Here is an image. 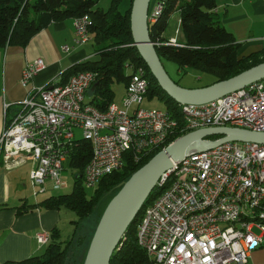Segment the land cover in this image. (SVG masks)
Instances as JSON below:
<instances>
[{
    "label": "built area",
    "instance_id": "2783aa9c",
    "mask_svg": "<svg viewBox=\"0 0 264 264\" xmlns=\"http://www.w3.org/2000/svg\"><path fill=\"white\" fill-rule=\"evenodd\" d=\"M161 10L163 2H155L148 24L157 21ZM88 26L87 16L73 18L75 45L91 42ZM154 45L179 44L171 38ZM61 50L67 53L69 47ZM44 66L42 59L27 63L20 84L25 86ZM126 69L130 76L122 107L111 102L99 111L87 104L95 75L82 72L63 85L33 90L11 118L4 112L0 158L32 160L34 194L47 192L46 182L61 188L64 164L81 140L91 145L81 182L93 190L100 179L122 169L126 155L138 159L165 148L178 131L238 127L264 133V79L207 104L179 105L176 118L167 110L142 108L144 69L132 64ZM172 165L156 185L163 188L161 194L144 209L135 230L146 264L246 263L251 251L264 245V144L225 142ZM35 238L40 246L50 241L48 232Z\"/></svg>",
    "mask_w": 264,
    "mask_h": 264
},
{
    "label": "trees",
    "instance_id": "16d2710c",
    "mask_svg": "<svg viewBox=\"0 0 264 264\" xmlns=\"http://www.w3.org/2000/svg\"><path fill=\"white\" fill-rule=\"evenodd\" d=\"M108 10L97 7V0H0V48L6 45L25 47L28 41L50 23L87 16L90 20L89 34L93 51L97 59H87L70 66L60 76L56 85H63L74 75L91 72L95 75L94 91L88 90L90 96L87 104L99 111H104L113 102L111 91L114 83H121L124 89L130 76L126 65L141 66L147 80L145 99H157L170 114L179 118V104L172 100L154 79L143 60L139 57L130 33L128 9L120 13V0H110ZM156 0H151L149 11ZM214 0H164L163 10L155 23L149 25V38L153 43L166 42L162 37L167 28L170 15L179 11L182 42L177 46L155 45L156 53L162 61L173 62L178 72L194 69L200 74L212 75L211 84L228 79L257 64L264 63V50L252 53L247 57L240 56V45L237 44L228 31L216 22L213 13ZM149 11L148 14H149ZM163 65V63H162ZM180 86L179 82L174 81ZM210 84V85H211ZM208 86V85H206ZM123 89V90H124ZM190 131H178L166 143L186 135ZM211 139H216L212 137ZM68 156L66 163L76 171L73 188L69 194L50 195L38 206L42 209L72 212L75 219L70 221L73 231L69 239L60 241L57 228L48 234L50 241L44 247L41 255L32 256L18 262L5 264H83L98 219L105 205L116 194V186L126 181L140 166L146 164L163 147L143 153L138 159L126 155L121 170L113 172L100 179L91 193L82 184L83 168L90 159L91 145L87 141L77 142ZM163 188L155 187L138 212V215L128 226L116 250L110 257L109 264H146L145 252L136 244V229L144 209L150 205L162 192ZM111 192L110 195L106 193ZM21 213V211H19ZM96 213L97 223L91 235H86L85 222Z\"/></svg>",
    "mask_w": 264,
    "mask_h": 264
},
{
    "label": "crops",
    "instance_id": "0c3cea01",
    "mask_svg": "<svg viewBox=\"0 0 264 264\" xmlns=\"http://www.w3.org/2000/svg\"><path fill=\"white\" fill-rule=\"evenodd\" d=\"M97 1L98 6L101 0ZM214 2L216 22L232 34L235 42L240 45V56L247 57L264 50V0ZM173 13L174 34L164 32L162 37L166 40L174 37L179 43L183 40L179 11ZM72 27L73 19L53 22L34 35L25 47L6 45L0 48V131L3 128L4 112L5 118H11L30 92L56 85L67 68L92 59L84 45L77 46L72 41ZM63 46L69 47L67 53L61 50ZM35 59L43 60L44 69L22 86L19 82L22 68ZM5 105L6 110L3 108ZM30 170H33V162L26 156L11 160L0 158V264L41 255L44 246L37 243L36 233H49L54 228L61 232V219L66 210H46L38 206L50 195L43 197L47 192L34 194L29 184ZM244 264H264V245L251 251Z\"/></svg>",
    "mask_w": 264,
    "mask_h": 264
},
{
    "label": "water",
    "instance_id": "95a60500",
    "mask_svg": "<svg viewBox=\"0 0 264 264\" xmlns=\"http://www.w3.org/2000/svg\"><path fill=\"white\" fill-rule=\"evenodd\" d=\"M151 0H132L129 26L133 45L139 57L162 89L179 105H203L264 79V63L257 64L228 79L201 88H183L167 75L149 38L148 12ZM93 84L90 91H94ZM216 137V139H211ZM230 141L264 144V133L238 127H213L191 131L176 138L140 166L126 181L119 183L98 219L83 264H109L125 230L138 215L160 178L187 155L212 150ZM112 192V191H111ZM109 191L106 193L110 195Z\"/></svg>",
    "mask_w": 264,
    "mask_h": 264
},
{
    "label": "rangeland",
    "instance_id": "374dc122",
    "mask_svg": "<svg viewBox=\"0 0 264 264\" xmlns=\"http://www.w3.org/2000/svg\"><path fill=\"white\" fill-rule=\"evenodd\" d=\"M110 5V0H101V2L98 4L97 7H100L103 9V11L108 10ZM129 7V0H120L119 1V6H118V10L120 11V13L125 12ZM174 13L171 15V17H169L168 19V27L165 30V34H169L172 33L174 34ZM174 38V37H173ZM84 49L86 50V53L90 54V58L92 59H97L98 57L94 55L93 51L95 50V47L91 44L88 43L86 45H84ZM163 63V67L165 69V71L167 72V75H169V77L176 82H179L180 86L185 88H190V89H194V88H201L204 87L206 85H210L214 78L212 75H208V74H200L198 71L194 70V69H186V71L184 73H180L178 72V68L177 65L173 62L169 61H162ZM124 86L121 83H114L112 85V89L111 91H113L114 93V98H113V103L117 104L119 107H122V98L124 96V92L125 90ZM86 101L88 102V100L90 99V96L87 94L85 97ZM141 107L144 109H160V110H165V106L161 103L158 102L157 99H152V100H148L145 99L142 101ZM75 136L77 139L81 138V133L80 132H75ZM63 171L61 172V181L60 183H62L61 188L59 189H53V186L51 183L46 182L45 187L48 189L47 194H44L43 197H47L49 195H61V194H69L72 191L73 188V180L75 179V175H76V171L74 169H72L71 167L68 166L67 163L64 164V168L62 169ZM92 190H87V193H91ZM40 197V196H39ZM96 213H94V215L92 216V218H89L88 221L86 220L85 222V228H86V235H91L92 231L95 228V225L97 223L96 220ZM70 217L74 220L75 219V215L72 212L69 211H64L63 215H62V223L60 226V230L61 232L60 234V241H65L67 239H69V237L71 236L70 233H72L73 228L70 224ZM46 247V246H44ZM42 250V253L44 252V248Z\"/></svg>",
    "mask_w": 264,
    "mask_h": 264
}]
</instances>
